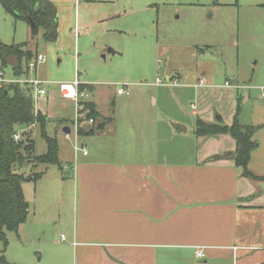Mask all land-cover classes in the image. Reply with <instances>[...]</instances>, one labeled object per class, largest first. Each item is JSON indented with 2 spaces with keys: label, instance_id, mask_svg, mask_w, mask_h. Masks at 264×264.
<instances>
[{
  "label": "crops",
  "instance_id": "obj_1",
  "mask_svg": "<svg viewBox=\"0 0 264 264\" xmlns=\"http://www.w3.org/2000/svg\"><path fill=\"white\" fill-rule=\"evenodd\" d=\"M255 4L262 8L264 0ZM209 48L195 46L197 54ZM17 61L15 68L6 63L14 74L20 72ZM190 70L188 76L167 71L162 76L164 88L151 98L157 114L149 117L145 126L130 121L121 130L114 125L115 101L110 98V109L102 111L91 99L94 86L80 84L92 88L84 103H92L101 118L112 121L94 135L85 132L80 137L87 155L73 152L65 167L72 176L67 179L69 202L61 195L66 180L42 191L54 192L42 195L43 203L33 214L31 227L41 237L65 232L62 242L52 241L57 247L46 256L43 251L44 264L264 263V183L243 177L232 159L221 157L236 148L229 135H194L196 119L206 123L220 120L230 126L236 117L240 125L257 127L253 136L257 145L248 168L255 176L264 177V84L255 87L259 92L251 95L247 91L250 83L226 79L215 85L214 78L197 63ZM174 76L177 83L168 86ZM50 90L47 86L44 98L30 93L35 110L49 119L52 130L70 129L72 121L53 119L56 94ZM113 93L117 97L115 90ZM57 158L56 166L59 152ZM35 174L43 179L42 173ZM29 221L28 211L18 233H26ZM199 251L201 258L196 257Z\"/></svg>",
  "mask_w": 264,
  "mask_h": 264
},
{
  "label": "rangeland",
  "instance_id": "obj_2",
  "mask_svg": "<svg viewBox=\"0 0 264 264\" xmlns=\"http://www.w3.org/2000/svg\"><path fill=\"white\" fill-rule=\"evenodd\" d=\"M255 1L258 0H51L58 24L54 42H45L42 30L32 37L26 22L5 14L0 6V42L6 46L23 45V50H29L32 56L45 57L38 77L55 91L54 120L66 119L73 126L74 104L59 96L58 86L72 83L77 77L80 84L94 86L91 99L102 111L110 109V98L115 101L114 125L121 130L130 121L145 126V121L157 114V108L151 107V98L164 87L156 85V78L164 82L162 76L167 71L188 76L193 71L192 64L193 69L197 63L208 71L215 85L226 79L239 80L251 84L247 90L251 95L258 93L259 88L255 87L264 84V7L257 8ZM195 46L210 48L197 54ZM26 60H20V72ZM3 66L6 77L13 78L14 70ZM122 86L131 90V97L114 96V90ZM187 106L189 102L185 110ZM43 116L47 135L56 136L60 163L38 165L33 170L27 166L17 169L28 178L30 174L42 173L43 179L22 183L29 205V227L25 234H6L7 245L2 251L6 264H44L43 251L46 256L47 251L57 247L53 243L64 240V230L41 237L31 227L33 214L43 203L42 195L51 196L54 192L42 191L66 180L61 195L69 202L67 179L72 177L65 167L74 152V128L65 137L62 131L52 130L49 119ZM20 134L22 139L34 138V152L25 153L28 162L33 153L46 151L38 125L22 127ZM85 139L89 150L91 139ZM48 206L51 210L52 206Z\"/></svg>",
  "mask_w": 264,
  "mask_h": 264
},
{
  "label": "trees",
  "instance_id": "obj_3",
  "mask_svg": "<svg viewBox=\"0 0 264 264\" xmlns=\"http://www.w3.org/2000/svg\"><path fill=\"white\" fill-rule=\"evenodd\" d=\"M0 6L4 13L10 15L15 20L26 22L30 26L32 37L42 30L45 42H54L57 38V13L51 0H0ZM23 45L6 46L0 42V61L6 65L8 58L15 56L19 61L25 57L30 59L32 53L24 51ZM19 72L18 69H15ZM89 88V89H88ZM91 92V87L80 85V90ZM86 116L93 120V124L80 129L78 135L84 137L94 135L101 131L105 124L112 121L110 118H101L95 111L92 103L83 104ZM31 124H36L40 128L41 137L46 145V153L35 156L28 162L25 153L32 152L34 141L25 137L18 141L13 140V134ZM47 121L43 114L34 108L33 99L30 92L19 85H10L0 90V264H6L2 256L3 248L7 245L6 234L13 232L17 234L20 225L25 223L28 216V203L24 198L22 183L28 179L36 180L40 177L37 174H30L29 178L18 173L23 166L31 167L32 170L38 165H57L58 144L56 138H51L46 134ZM257 127L243 126L237 122L235 117L230 126L222 124L220 120L214 123H206L196 119L194 123V135L196 137L227 134L236 143V148L232 153L221 157L230 158L237 167L242 169V176L254 181L263 182L264 177L255 176L248 168L251 153L256 148L257 143L253 136ZM217 156L215 158H219ZM18 169V170H17ZM264 264V263H263Z\"/></svg>",
  "mask_w": 264,
  "mask_h": 264
},
{
  "label": "built area",
  "instance_id": "obj_4",
  "mask_svg": "<svg viewBox=\"0 0 264 264\" xmlns=\"http://www.w3.org/2000/svg\"><path fill=\"white\" fill-rule=\"evenodd\" d=\"M45 63V57L41 54H35L31 59L26 60L25 68L23 72H19L18 74H14L13 78H7L5 72V66L0 64V90L6 88L10 85H19L28 92H30L35 98H44L47 96V85L46 81H43L38 78L37 70L38 68ZM177 83V76H174L170 80V84ZM202 82H199L201 84ZM156 85L164 86L162 80L160 78L156 79ZM227 85V84H226ZM175 86V85H172ZM58 92L60 96L65 99L73 102L75 108L76 118L73 121L74 128V142H73V151L74 153H81L83 156L87 155V150L81 145L80 136L78 135V131L80 129H84L87 126L93 124V120L87 118L86 112L84 111V100L89 97V92L86 90H80V83L77 80H74L72 83H62L58 86ZM116 95L119 97H129L131 95V90L126 86H122L120 88L115 89ZM264 98V93L262 94ZM21 130H17L13 134V140L18 141L20 139ZM71 133V130H70ZM66 135L68 137L70 135ZM203 255L199 251L196 253L197 258H201Z\"/></svg>",
  "mask_w": 264,
  "mask_h": 264
},
{
  "label": "water",
  "instance_id": "obj_5",
  "mask_svg": "<svg viewBox=\"0 0 264 264\" xmlns=\"http://www.w3.org/2000/svg\"><path fill=\"white\" fill-rule=\"evenodd\" d=\"M7 64L14 68L17 67L18 65L17 58L15 56H11L10 58H8ZM172 127L176 130H181L183 132L185 131V128H183V126L178 124H172ZM62 131L64 132L65 135H68L70 133L69 127H64Z\"/></svg>",
  "mask_w": 264,
  "mask_h": 264
}]
</instances>
